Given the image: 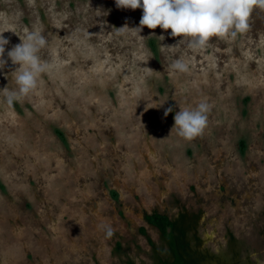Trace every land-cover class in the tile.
<instances>
[{
  "label": "rangeland",
  "instance_id": "374dc122",
  "mask_svg": "<svg viewBox=\"0 0 264 264\" xmlns=\"http://www.w3.org/2000/svg\"><path fill=\"white\" fill-rule=\"evenodd\" d=\"M142 14L115 0H0V90L18 89L7 52L27 31L47 39L49 65L12 107L0 93V264H156L155 212L199 216L206 264L264 260V11L198 51L162 47L182 39L170 29L117 31ZM177 58L188 73L170 68ZM202 101V136L179 137L176 112Z\"/></svg>",
  "mask_w": 264,
  "mask_h": 264
},
{
  "label": "clouds",
  "instance_id": "9594fccd",
  "mask_svg": "<svg viewBox=\"0 0 264 264\" xmlns=\"http://www.w3.org/2000/svg\"><path fill=\"white\" fill-rule=\"evenodd\" d=\"M115 4L121 9L139 8L143 13L138 27L129 28L125 25L117 29L119 33L123 34L131 30L140 36L145 26L149 29L160 27L165 31L170 29L172 37H182V39L175 46L161 45L162 47L178 48L186 44L187 48L193 51L206 49L213 37L227 40L245 34L250 29L253 11L255 9L264 11V0H115ZM102 27H104L103 24H101ZM3 33L0 32V71L8 63L4 54L9 40L3 36ZM159 39L163 41L165 37L161 35ZM21 41L7 52L12 64L18 65L12 72L15 74L18 89L9 90L5 87L0 90L9 107H12L15 101L27 97L36 90L39 77L49 69V65L38 55L48 43L41 30L27 31L25 38ZM170 68L179 73H188L190 64L183 58H177L173 60ZM148 70L153 71L150 68ZM5 75L7 78V74ZM211 107L207 101H202L194 108H180L174 116L173 127L178 136L188 141L202 136L208 124ZM172 111L173 107L169 106L165 109L164 116L166 117ZM113 235L112 228L107 227L106 236L111 238ZM250 255L257 264H264V260H260L256 253Z\"/></svg>",
  "mask_w": 264,
  "mask_h": 264
},
{
  "label": "trees",
  "instance_id": "16d2710c",
  "mask_svg": "<svg viewBox=\"0 0 264 264\" xmlns=\"http://www.w3.org/2000/svg\"><path fill=\"white\" fill-rule=\"evenodd\" d=\"M146 220L160 230L169 248L167 252H163L165 260L160 255H155L156 264H206L207 259L212 257L200 250V241L195 232L192 236L189 235L197 225V215L181 213L179 220L171 221L166 215L155 212L147 215ZM142 232L145 233L144 228ZM234 242L232 241L231 245H234ZM115 253H122L120 244L116 247ZM222 260L219 264H230L227 260Z\"/></svg>",
  "mask_w": 264,
  "mask_h": 264
},
{
  "label": "flooded vegetation",
  "instance_id": "af4514ba",
  "mask_svg": "<svg viewBox=\"0 0 264 264\" xmlns=\"http://www.w3.org/2000/svg\"><path fill=\"white\" fill-rule=\"evenodd\" d=\"M152 214H153V213H152ZM149 215H151V214H149ZM161 215H166V214H161ZM146 216H147V215H146ZM146 216H145V221H146L150 226L156 228L154 225L150 224V223L146 220ZM189 216H190V215H189ZM166 217H167L168 219H170L171 221H177V220H179V218H180V214H179L177 217H175V218H171V217H169L168 215H166ZM199 220H200V218H199V216H198L197 224H198ZM156 229H157L158 232L160 233V238H161V240H162L163 247L160 248V249L153 248V255H154V257H155V255H160V256L163 258V260H165V259H164L165 257H164V255H163V252H167V251L169 250V248H168V245L166 244L165 240H163V237H162V234H161L160 230H159L158 228H156ZM194 232H195L196 236H198V235H197V230H195V228L192 229V230L190 231V234H189V235L192 236V234H193Z\"/></svg>",
  "mask_w": 264,
  "mask_h": 264
}]
</instances>
